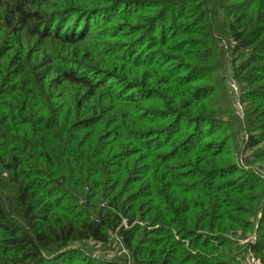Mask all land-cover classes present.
<instances>
[{
    "label": "trees",
    "instance_id": "trees-1",
    "mask_svg": "<svg viewBox=\"0 0 264 264\" xmlns=\"http://www.w3.org/2000/svg\"><path fill=\"white\" fill-rule=\"evenodd\" d=\"M221 15L249 149L264 0H0V264H125L88 247L115 234L131 264H229L257 224L264 259V177L216 102Z\"/></svg>",
    "mask_w": 264,
    "mask_h": 264
},
{
    "label": "rangeland",
    "instance_id": "rangeland-1",
    "mask_svg": "<svg viewBox=\"0 0 264 264\" xmlns=\"http://www.w3.org/2000/svg\"><path fill=\"white\" fill-rule=\"evenodd\" d=\"M219 19L221 28L218 29L216 37L219 47L217 64H219L221 68L220 70L218 68L214 75H217V78H219L222 83L219 87V96L216 102L219 106L221 105L223 110V112H221L222 116L233 122V126L230 127L229 132L235 135V137L232 138V143L236 141L237 163L240 167H242V169L252 170L257 175L264 177L263 161L261 160L256 162L254 156H250V154L252 155V153L255 151H259L260 146H264V141L260 144V146L247 149V144L249 142V131L246 128L245 123L247 116V104L242 98L244 85L240 83V81H238L234 75V56L232 50L236 45V41L230 35L227 28L228 26L225 27L224 25L226 24L225 21H229V17L221 15ZM257 228L258 224L256 225L253 232H247L245 236L242 235L241 231H239L237 234L229 235V239L235 242L234 247L236 248L234 253L229 256V264H247V256L249 253L248 250L250 247L248 246L249 243L245 241L246 239H250L251 242H256L258 239ZM112 239L113 240L106 245L90 242L88 247L97 256L119 258L124 261L125 264H131L129 251L124 246L122 239L116 234L112 236Z\"/></svg>",
    "mask_w": 264,
    "mask_h": 264
},
{
    "label": "built area",
    "instance_id": "built-area-1",
    "mask_svg": "<svg viewBox=\"0 0 264 264\" xmlns=\"http://www.w3.org/2000/svg\"><path fill=\"white\" fill-rule=\"evenodd\" d=\"M245 242L250 243V239H246ZM247 264H264V259L256 254L251 248L248 250Z\"/></svg>",
    "mask_w": 264,
    "mask_h": 264
}]
</instances>
